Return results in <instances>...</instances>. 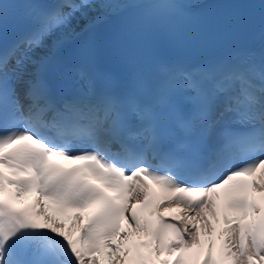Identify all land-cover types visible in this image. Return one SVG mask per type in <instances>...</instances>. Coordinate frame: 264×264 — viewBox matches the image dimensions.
<instances>
[{
	"label": "snow or ice",
	"instance_id": "6c2138e0",
	"mask_svg": "<svg viewBox=\"0 0 264 264\" xmlns=\"http://www.w3.org/2000/svg\"><path fill=\"white\" fill-rule=\"evenodd\" d=\"M94 6L0 0V36L10 22L19 33L0 47V264H264V50L123 78L92 49L61 62L48 39ZM33 192L35 205L17 206ZM45 201L74 213L71 226ZM171 207L181 211L169 218Z\"/></svg>",
	"mask_w": 264,
	"mask_h": 264
},
{
	"label": "bare ground",
	"instance_id": "6f19581e",
	"mask_svg": "<svg viewBox=\"0 0 264 264\" xmlns=\"http://www.w3.org/2000/svg\"><path fill=\"white\" fill-rule=\"evenodd\" d=\"M133 1V0H131ZM105 2V0H99L98 2L94 3V7L83 9L81 11H78L75 13V16L71 18L69 24L58 31V33L54 36H65L68 34H71L75 31H77L81 26L83 27L86 24H89L101 17H103L105 14H107L101 7V5ZM44 48H38L36 49L34 54V57H39L42 50ZM169 212H177V208H170L167 209ZM175 257H173L174 259Z\"/></svg>",
	"mask_w": 264,
	"mask_h": 264
}]
</instances>
